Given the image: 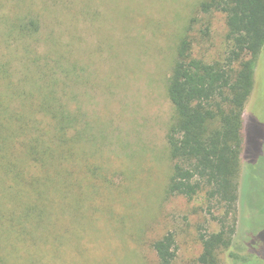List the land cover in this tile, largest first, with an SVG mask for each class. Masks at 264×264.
Instances as JSON below:
<instances>
[{
	"label": "rangeland",
	"instance_id": "1",
	"mask_svg": "<svg viewBox=\"0 0 264 264\" xmlns=\"http://www.w3.org/2000/svg\"><path fill=\"white\" fill-rule=\"evenodd\" d=\"M204 1L0 0L1 21L34 10L40 54L54 40L70 45L78 69L65 89L82 116L79 210L71 212L64 242L29 244L43 259L26 248L18 264H159L152 246L169 233L176 240L173 264H196L201 236L220 231L225 207L205 204L204 194L193 200L169 194L175 162L168 134L176 114L167 87L178 44L189 38L194 57L208 63L224 64L230 51L225 15L203 13ZM5 30L0 22V67L7 62ZM6 69L0 89L7 75L13 82L40 80L35 65L15 61ZM257 76L244 111L233 243L220 251V264H264V70Z\"/></svg>",
	"mask_w": 264,
	"mask_h": 264
},
{
	"label": "trees",
	"instance_id": "2",
	"mask_svg": "<svg viewBox=\"0 0 264 264\" xmlns=\"http://www.w3.org/2000/svg\"><path fill=\"white\" fill-rule=\"evenodd\" d=\"M199 7L206 14L225 15L230 51L224 64L208 63L194 57L189 38L178 44L167 87L176 114L168 134L175 162L169 194L189 200L204 194L205 204L225 207L220 231L201 236L196 260L220 264L219 253L232 246L235 232L229 223L246 146L244 111L257 73L264 70V0H206ZM33 11L0 20L7 24L3 38L8 52L0 69L18 61L41 71L38 82L24 77L13 82L7 75L0 89V264H18L26 248L29 257L42 260L29 246L39 240L64 242L62 233L84 193L76 169L82 116L65 89L78 63L66 50L70 45L60 39L40 54L36 36L41 26ZM152 248L159 264L174 263L172 233Z\"/></svg>",
	"mask_w": 264,
	"mask_h": 264
}]
</instances>
